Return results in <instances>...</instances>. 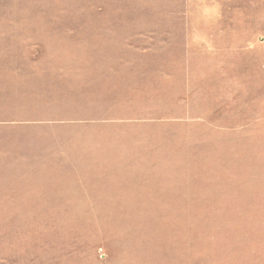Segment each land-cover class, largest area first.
Returning a JSON list of instances; mask_svg holds the SVG:
<instances>
[{
	"label": "rangeland",
	"instance_id": "374dc122",
	"mask_svg": "<svg viewBox=\"0 0 264 264\" xmlns=\"http://www.w3.org/2000/svg\"><path fill=\"white\" fill-rule=\"evenodd\" d=\"M0 264H264V0H0Z\"/></svg>",
	"mask_w": 264,
	"mask_h": 264
}]
</instances>
